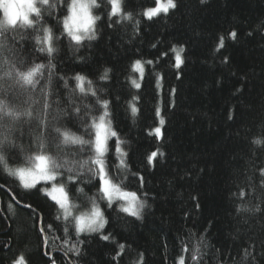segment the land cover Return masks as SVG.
<instances>
[{
  "label": "trees",
  "instance_id": "16d2710c",
  "mask_svg": "<svg viewBox=\"0 0 264 264\" xmlns=\"http://www.w3.org/2000/svg\"><path fill=\"white\" fill-rule=\"evenodd\" d=\"M50 2L57 6H41L37 31L17 27L0 35L25 61L24 67L54 65L45 68L31 93L34 119L21 118L16 148L4 152L0 162V186L6 190L0 188V264H13L20 256L25 264H141V254L142 264H177L180 257L184 264H264V0H175L174 9L152 19L143 12L155 7V0H122L131 20L109 17L106 0H97L100 7L92 8L98 17L95 38L81 44L62 34L71 0ZM43 28L53 33L56 51L51 57L37 50L41 45L33 38L42 36ZM173 48L183 49L179 67ZM136 60L143 66L138 80ZM105 70L107 78L101 79ZM77 74L91 80L97 95L110 101L111 126L126 154L116 152V138H110L105 158L110 176L145 204L140 218L120 210L123 206L116 201L110 206L85 166L78 182L68 183L65 176L70 211L86 214L94 200L106 223L101 234L78 236L71 217L64 221L55 201L38 190L44 185L25 189L5 168L14 172L30 166L27 158L36 151L41 134V89L47 86L49 101H59L51 104L53 116L70 110ZM26 98L24 94L17 100L20 110L28 107ZM94 99L78 92L72 96L81 119L84 106ZM130 103L139 109L136 115ZM74 122L80 127L75 115ZM156 127L161 128L159 137ZM49 151L54 153L55 147ZM152 152L157 156L149 163ZM38 217L46 229V253ZM104 235L109 240L102 239ZM72 246L75 251L68 250Z\"/></svg>",
  "mask_w": 264,
  "mask_h": 264
},
{
  "label": "snow or ice",
  "instance_id": "6c2138e0",
  "mask_svg": "<svg viewBox=\"0 0 264 264\" xmlns=\"http://www.w3.org/2000/svg\"><path fill=\"white\" fill-rule=\"evenodd\" d=\"M110 10L107 12L109 17H119L122 20H131L132 14L124 12L122 7V0H106ZM156 6L148 8L143 12L147 19H152L160 13L167 14L170 9L176 7L175 0H155ZM41 6H47L52 9L57 5L50 2V0H0V12H2V19H0V35L6 34L9 30H14L17 27L24 29H32L37 31V23L42 17ZM100 7L97 0H71L68 4V14L64 17L63 33L66 34L75 44H81L85 39L91 40L95 38V23L98 17L92 15L91 9ZM32 17H35L34 20ZM113 21V23H117ZM43 35H35L33 38L37 45H41L37 50L39 52H46L49 57L56 51L53 47V33L50 28H43ZM232 38L236 37V32L230 33ZM60 39V37H56ZM220 46H223V38L220 40ZM176 52V49H172ZM183 49H180L182 52ZM180 52H176L175 60L176 67H179L183 60ZM226 59V58H225ZM146 63L152 64V61ZM25 61L10 48L6 42L0 41V162L4 161L3 153L16 148L14 136L18 131L16 125L21 121V118L27 117L29 120L34 119L31 105L36 103L32 99L31 93L36 89L40 80L43 78L45 68L51 69L54 65L49 62L46 66L43 63H33L31 66L24 67ZM133 70L143 74V66L140 60H136L133 65ZM107 71L101 79L107 78ZM60 79H63L61 77ZM76 81L75 88L70 89L68 103L70 110L61 109L57 115H52L50 109L51 104L59 101H49L50 93L47 91V86L42 88L43 103L39 118V127L41 134L36 137V151L27 159L30 164L29 167L17 168L14 172L10 169L9 175H15L21 182L25 189L35 188L40 182H44L45 187L42 190L46 197L51 198L58 205L59 209L64 213V221H68L69 217L74 221L75 234L78 236L84 231L96 232L104 227L106 221L103 213L92 201V207L88 213H81L73 215L70 209L73 207L68 196V190L65 187V176L68 183L78 182V177L83 174L82 170L87 166V171L92 178L99 184V191L103 197L111 202L113 198L126 201V206L122 207V211L140 218V211L145 207L144 202L140 201L135 192L125 191L120 184L115 183L109 174V169L106 166L105 158L108 152V141L115 137L116 143L114 145L115 151L126 155L122 152L117 136V132L111 126L110 112L108 111L110 101L102 99L97 95V90L92 87V81L85 76L77 74L74 77ZM51 78L49 77V83ZM131 83L136 89H140L141 84L137 83L135 79ZM85 84L88 87H85ZM64 87L68 88V83L64 81ZM77 92L82 97H92L94 103L85 105L84 117L81 119V109L72 101V96ZM27 95L23 101L25 107L23 110L17 105V100L21 95ZM133 99H138L134 97ZM131 112L136 115L139 109L135 104H129ZM95 112V115H92ZM75 118L79 120L80 127L76 126ZM157 115L159 111L157 110ZM51 116V120L48 117ZM164 121L160 120V124ZM75 128V131L73 129ZM154 134L161 136V128L156 127ZM87 137L85 139L84 137ZM255 144H261L260 140L254 141ZM54 146L55 152L49 151ZM69 149V151H65ZM71 149H75L72 151ZM87 157L86 159L84 157ZM157 156V152H152L148 156V162L151 163ZM121 166L127 165L121 161ZM262 177L261 183L264 185V168L260 169ZM142 179V178H141ZM82 182V181H81ZM83 192V189H78ZM59 194V195H57ZM244 193L241 192V196ZM199 205H197L198 207ZM25 207H31L26 205ZM248 211V209H238ZM41 224L39 231L45 232L42 218H37ZM60 220V216L56 217ZM49 231L54 230L52 224H47ZM65 237L70 236L67 224L63 229ZM108 235H104L102 239L109 240ZM67 243V239L65 240ZM124 246L120 245L121 251ZM75 251V246L68 249ZM187 251V249H185ZM198 252L199 249H196ZM78 254V253H77ZM121 253L118 252L117 255ZM47 255V254H46ZM193 260L197 259L196 255L192 256ZM13 264H25L24 257L20 256L13 261ZM54 264V260H53ZM142 264V254H141ZM177 264H184L183 257H180Z\"/></svg>",
  "mask_w": 264,
  "mask_h": 264
},
{
  "label": "rangeland",
  "instance_id": "374dc122",
  "mask_svg": "<svg viewBox=\"0 0 264 264\" xmlns=\"http://www.w3.org/2000/svg\"><path fill=\"white\" fill-rule=\"evenodd\" d=\"M91 12H92V9H91ZM161 14V13H160ZM159 14V15H160ZM141 77V73L140 72H138V76L136 77V79L138 80L139 78ZM110 140V139H109ZM17 177V176H16ZM18 178V177H17ZM20 181V180H19ZM38 184H42V185H44L45 186V184H44V182H40V183H38ZM37 184V185H38ZM57 195H59V194H57ZM113 201H116V202H118V203H120L122 206H126V201H123V200H118V199H116V198H113ZM122 208H120V210H121ZM101 211V210H100ZM124 212V211H123ZM126 213V212H125ZM130 215V214H129ZM105 220V219H104ZM104 228H105V224H104V227L102 228V229H100L99 231H96V232H89V231H84V232H82V233H80V234H101L103 231H104Z\"/></svg>",
  "mask_w": 264,
  "mask_h": 264
},
{
  "label": "water",
  "instance_id": "95a60500",
  "mask_svg": "<svg viewBox=\"0 0 264 264\" xmlns=\"http://www.w3.org/2000/svg\"><path fill=\"white\" fill-rule=\"evenodd\" d=\"M1 189L5 190L2 186H0ZM6 191V190H5ZM12 196V195H11ZM13 200L16 202V200L14 199V197L12 196ZM18 204V203H17ZM41 218V217H40ZM41 227V224L39 223V228ZM41 233V232H40ZM42 237H43V241H44V248H45V253H46V249H47V239H46V235L45 233H41ZM53 256V254H51L48 258L51 259Z\"/></svg>",
  "mask_w": 264,
  "mask_h": 264
}]
</instances>
